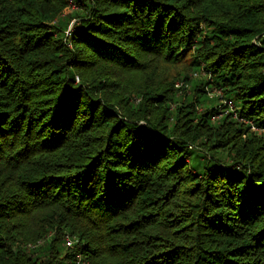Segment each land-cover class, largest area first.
I'll list each match as a JSON object with an SVG mask.
<instances>
[{
  "label": "trees",
  "instance_id": "1",
  "mask_svg": "<svg viewBox=\"0 0 264 264\" xmlns=\"http://www.w3.org/2000/svg\"><path fill=\"white\" fill-rule=\"evenodd\" d=\"M77 255L264 264V0H0V264Z\"/></svg>",
  "mask_w": 264,
  "mask_h": 264
},
{
  "label": "built area",
  "instance_id": "2",
  "mask_svg": "<svg viewBox=\"0 0 264 264\" xmlns=\"http://www.w3.org/2000/svg\"><path fill=\"white\" fill-rule=\"evenodd\" d=\"M229 107H231V102L229 101ZM75 241V239L74 238H72L71 236H69V235H67L66 237H65V243H66V245H71L73 242ZM76 261H75V264H88V262L86 261V260H83L81 257H80V255H77L76 256Z\"/></svg>",
  "mask_w": 264,
  "mask_h": 264
},
{
  "label": "rangeland",
  "instance_id": "3",
  "mask_svg": "<svg viewBox=\"0 0 264 264\" xmlns=\"http://www.w3.org/2000/svg\"><path fill=\"white\" fill-rule=\"evenodd\" d=\"M70 9H72V6L66 7V8H65V12H66V13H69V12H70ZM71 25H72V24H71ZM214 92H216V91H214ZM214 92H213V93H214ZM227 104L230 105V104H229V101L227 102ZM213 119H214V118H213ZM251 128H252V129H255V127H253V126H251ZM198 152H199L198 149H193V150H191V155L194 157L193 160L198 159V155H199Z\"/></svg>",
  "mask_w": 264,
  "mask_h": 264
}]
</instances>
